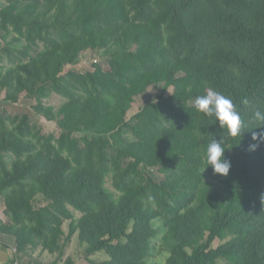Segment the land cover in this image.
<instances>
[{"label": "trees", "instance_id": "16d2710c", "mask_svg": "<svg viewBox=\"0 0 264 264\" xmlns=\"http://www.w3.org/2000/svg\"><path fill=\"white\" fill-rule=\"evenodd\" d=\"M0 36L12 58L0 94L32 98L62 131L0 116V233L19 253L62 255L77 233L89 255H107L93 264H147L163 219L165 264H264V142L249 149L261 131L253 112L264 111V0H0ZM156 87L160 102L131 124ZM208 90L232 98L241 136L196 110ZM53 93L66 99L59 109L43 103ZM221 136L227 176L205 159ZM39 196L49 204L36 207Z\"/></svg>", "mask_w": 264, "mask_h": 264}, {"label": "rangeland", "instance_id": "374dc122", "mask_svg": "<svg viewBox=\"0 0 264 264\" xmlns=\"http://www.w3.org/2000/svg\"><path fill=\"white\" fill-rule=\"evenodd\" d=\"M7 43L2 40L0 36V66H9L12 64V58L5 51ZM92 55V61L103 60L104 55L99 54L96 51H92L90 56ZM13 57V56H12ZM83 59L82 63L86 65L88 62L91 63V58H89V54H84L81 56ZM14 64V63H13ZM78 68V67H77ZM80 70V69H78ZM82 71V70H80ZM162 93V87L152 88L145 96L139 98L137 102H135L131 114H130V123L135 124L136 120L133 118L134 114L138 111V109L143 108L145 105L151 102L158 103L160 100L157 97ZM162 96L166 99L171 98V91H167L162 94ZM66 99L59 94L53 93L49 98L43 99V103L46 107H54L55 109H59L64 103ZM174 103L173 100H171ZM35 101L32 98L27 96L20 98L17 103H11L5 99V93L0 94V116H22L23 114H27L30 117L31 122L36 125L37 128H40L47 135H53L56 138L61 134V129L58 128L55 122L47 121L44 118L40 117V115L35 111ZM84 134H80L79 136H83ZM89 135V134H88ZM131 132H126L125 137L131 138ZM155 173V170H153ZM159 178V176H158ZM107 187L115 192V189L112 186L111 176L108 178ZM2 204H4V199L0 198ZM49 204L43 197L39 196L37 201L34 202L36 207L47 206ZM6 208V206H5ZM6 210V209H5ZM74 211V210H73ZM6 214V211H5ZM76 218L81 217V213L74 211ZM153 226L157 230V235L153 240V244L156 247V251L153 256L147 260V264H165L167 258L170 255V247L169 244L165 241V236L167 234V228L165 226V222L163 219H156L153 221ZM65 232L68 235L69 233V222H66L64 225ZM88 245L83 244L78 239V234L76 233L68 243L66 249L63 251V254H50L48 252H44L40 247H33L24 253V256H27V260L30 264H66L68 259L74 261V264H93L94 262H100L105 259H108L107 255L103 252L89 255ZM218 264H225L224 260L218 262Z\"/></svg>", "mask_w": 264, "mask_h": 264}, {"label": "clouds", "instance_id": "9594fccd", "mask_svg": "<svg viewBox=\"0 0 264 264\" xmlns=\"http://www.w3.org/2000/svg\"><path fill=\"white\" fill-rule=\"evenodd\" d=\"M195 108L199 113L214 118L219 123V127L226 130L228 137L235 138L242 135L244 121L230 96L219 91L208 90L206 94L196 96ZM253 120L259 124L255 128L261 129L259 132H252V140L257 143L250 144L249 149L255 151L259 143L264 142V111L255 110ZM224 144L225 139L222 136L219 140L213 138L207 145L205 159L206 163L212 167L214 174L227 176L231 162L224 155L226 151ZM261 199L264 200V196Z\"/></svg>", "mask_w": 264, "mask_h": 264}, {"label": "crops", "instance_id": "0c3cea01", "mask_svg": "<svg viewBox=\"0 0 264 264\" xmlns=\"http://www.w3.org/2000/svg\"><path fill=\"white\" fill-rule=\"evenodd\" d=\"M5 206V201L4 204L0 201V223L8 221L7 215L5 214ZM16 250V238L10 234L0 233V264H16V262L18 264H30L27 256H24V253H19Z\"/></svg>", "mask_w": 264, "mask_h": 264}, {"label": "built area", "instance_id": "2783aa9c", "mask_svg": "<svg viewBox=\"0 0 264 264\" xmlns=\"http://www.w3.org/2000/svg\"><path fill=\"white\" fill-rule=\"evenodd\" d=\"M87 63H88V62H87ZM87 63H86V64H87ZM16 251H17V250H16ZM16 264H18V262H16Z\"/></svg>", "mask_w": 264, "mask_h": 264}]
</instances>
